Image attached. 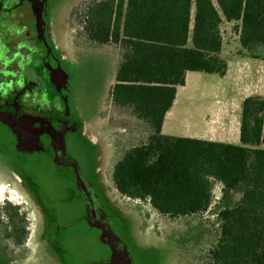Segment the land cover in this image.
I'll list each match as a JSON object with an SVG mask.
<instances>
[{
    "label": "rangeland",
    "instance_id": "obj_1",
    "mask_svg": "<svg viewBox=\"0 0 264 264\" xmlns=\"http://www.w3.org/2000/svg\"><path fill=\"white\" fill-rule=\"evenodd\" d=\"M95 1L0 0V206H19L30 234L15 247L0 227V264H211L219 211L239 205V190L205 213L171 218L114 186L116 162L153 130L112 101L123 49L83 31ZM238 24L221 25L223 56L250 60L264 75V59L242 48ZM200 76L186 88L177 131L199 133L216 100L228 98L230 79ZM242 83L241 97H264L263 77Z\"/></svg>",
    "mask_w": 264,
    "mask_h": 264
},
{
    "label": "trees",
    "instance_id": "obj_2",
    "mask_svg": "<svg viewBox=\"0 0 264 264\" xmlns=\"http://www.w3.org/2000/svg\"><path fill=\"white\" fill-rule=\"evenodd\" d=\"M84 17L89 40L123 49L113 103L131 108L153 130L114 165L116 190L149 199L171 218L207 212L216 183L223 198L239 190V205L219 211L211 264H264V97L250 96L242 104L241 145L162 133L187 72L228 73L220 57L224 21L239 23L242 48L264 59V0H101L89 4ZM0 227L1 237L15 247L30 235L26 215L10 202L0 206Z\"/></svg>",
    "mask_w": 264,
    "mask_h": 264
},
{
    "label": "crops",
    "instance_id": "obj_3",
    "mask_svg": "<svg viewBox=\"0 0 264 264\" xmlns=\"http://www.w3.org/2000/svg\"><path fill=\"white\" fill-rule=\"evenodd\" d=\"M220 57L228 63V73L221 77L219 76L218 83H223L230 79V90L225 91L219 89L218 93L225 91V95L228 98L222 100H216V106L210 109L208 115L203 117V128L202 131L193 132L192 130L183 129L178 130L175 128L176 115L183 111L185 104L188 100L189 91L186 89L188 85L194 84L197 80L201 79L202 72H187L186 74V85L183 87H178L177 96L173 103L172 108L167 112L165 120L163 123L162 133L167 136L172 137H183V138H193L200 139L210 142H218L232 145H241L240 139V128H241V115H242V104L244 100L250 96H261L256 91L253 94L242 96V80L247 74H252L254 77V83L260 85L261 78L264 75L258 69L252 71V63L250 60H227L223 56V49ZM123 60V58H122ZM119 68V67H118ZM258 68V64H257ZM118 70V69H117ZM117 73V71H116ZM181 132V133H178ZM176 134H181L177 136ZM264 149V145L261 146ZM215 191H213L214 200L222 198L223 187L220 183L215 186ZM212 203V205H213ZM211 205V206H212Z\"/></svg>",
    "mask_w": 264,
    "mask_h": 264
}]
</instances>
